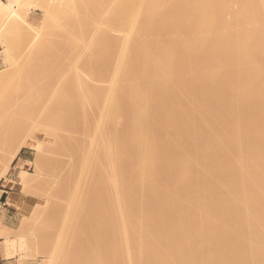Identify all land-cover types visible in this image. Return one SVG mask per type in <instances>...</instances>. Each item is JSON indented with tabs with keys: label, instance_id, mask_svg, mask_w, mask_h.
I'll return each instance as SVG.
<instances>
[{
	"label": "bare ground",
	"instance_id": "6f19581e",
	"mask_svg": "<svg viewBox=\"0 0 264 264\" xmlns=\"http://www.w3.org/2000/svg\"><path fill=\"white\" fill-rule=\"evenodd\" d=\"M92 1H67L76 13L66 9L61 17L48 9L28 29L35 33V67H56L58 56L87 49L84 25L99 15L92 5L109 7L88 39L96 47L81 57L88 69L101 66L103 83L75 68L53 88L43 70L49 83L36 82L15 106L18 116L39 115L52 144L71 151L66 183L56 186L62 197L57 190L50 196L52 219L42 214L53 245L47 264H264L263 124L242 125L241 109L216 113L251 98L264 104V0ZM24 2L0 0V20L20 21ZM42 53H50L45 63L37 62ZM7 76L0 72V81ZM200 83H220L211 105L206 94L193 99ZM258 110L250 113L264 118ZM81 121L86 134L78 132ZM125 122L130 126L119 135ZM251 137L257 147L244 150ZM24 144L5 158L0 179ZM21 173L25 186L27 171ZM16 248L7 240L5 257Z\"/></svg>",
	"mask_w": 264,
	"mask_h": 264
},
{
	"label": "rangeland",
	"instance_id": "374dc122",
	"mask_svg": "<svg viewBox=\"0 0 264 264\" xmlns=\"http://www.w3.org/2000/svg\"><path fill=\"white\" fill-rule=\"evenodd\" d=\"M27 1L28 2H26V3L24 2V5L22 4L23 6H22V8L20 10V13H21V19H20V21L19 20H16V22H14V21L7 22L5 20H0V30H1L0 31V72L6 71V73L8 74V76L5 79H2L0 81V173L3 171V163H4L5 158H7L8 154H10L13 150H15L21 144V142H23V141H25V144H24V146L21 149L25 148L24 149L25 150V155L26 154L28 155V160H24L22 158H18L15 161V163L13 164V169H12V173L14 174V176H13L14 178L13 179L15 180L16 185L19 188L20 194L22 196H24V201L21 204L17 205V209H18V212H19V215H18V218L19 219H18V221L16 223L15 229L12 230V231H10V229H7L3 233V235L1 236V237H3V240H2V242H0V246H2V248L4 249V246L7 243V240L12 241L14 243V248H16V246H18L20 244L22 245L23 248L19 249L20 246H18L15 250H13V254L11 255V256H13V257L16 258L17 264H47V261H48L49 257L51 256V253H52L51 252V249H52V246L53 245H52V242H49V240L46 239L47 237L49 239L51 238L50 237L51 235L49 234V231L48 232L46 231V229H47L46 228V223H48V222L50 223V219H52L51 215L54 212L53 209L51 210V208H49L48 205H50V207H51L50 196H52L54 194L55 195H60L58 193L59 192L58 190H60L63 187L62 185H64L66 183L65 180H63L64 179V176H65L63 173L65 172V174L67 175V172L68 171L66 170V168L68 167L67 164L69 163L68 160H69V157H70L69 155H71V151L70 150H67L68 148H66V147H64V148L59 147L58 148V147H55L52 144V141H51L52 138H50V136L48 134H46V132L44 131V129L40 125V122H38V121H40L39 115H37L39 117V119L37 118L36 115H33L32 114L33 116H30L31 113H29V114L26 113L27 111L25 112V110H27V109L25 108V110H22V109L21 110H22V112L26 113L27 116H26V114H23V116L22 115L21 116H18L19 113L22 114L21 112H18V108H20L19 106H22V104H24L23 102L21 103L20 100H23L24 101V97L27 98L26 96L30 94V93H27L28 92L27 90L30 89L29 91L31 92V88L33 87V89H32V92H33V90H35V87L37 89V84L38 83L39 84L40 83H43V80L42 79H45L44 81H47L46 80L47 77L49 79L48 81L51 84L50 87H53L54 88V87L58 86V84L61 82V78L70 76V74L72 72H74L76 69H78L79 73L82 74V75H84L86 78H88L87 75L88 76H92L95 80H98L99 79L96 82L100 83V81H101L100 79L102 78V76L100 74H102V71L99 72L98 69L100 70L101 69L100 68L101 66L100 67L98 66L99 67L98 69L95 68V67H93L94 65L93 66H89V67H93L94 71H96L94 73V74H96V76H95V75L92 74V72H94V71L91 72L90 71L91 68L88 69V66H86V65H89V64L88 63L86 64V61L84 62V60L87 59L88 58L87 55H89V54H87L85 52H89V51L92 52V48L93 47H96L94 44L89 45L90 44V41L89 40L91 39L90 36H91V34L94 33V31H95V33H94V35H95L97 33V30L99 28H101V25H103V24L100 25V23L103 20L102 18L105 16L103 14H105L106 11H109L108 10L109 7H108V5H104L103 7H101V8L99 7V9H98V7H96L97 5H95L96 3H94L93 5H95V6H93L92 4H89V2H88V4L89 5H92V7L94 9L97 8L98 13H99L100 16L97 15V17H96V15H95V17L94 16L90 17L89 15H87V18L90 17V19L88 18V21L89 22L86 21V23L84 25L85 26L84 28L87 30L85 32V38L86 37H89V38H86L87 39L86 41L84 39V41L86 42L85 44H87V41L89 42V44H87L88 46H87V49L86 50L84 49V47L81 50L82 52L84 50V54L81 53V55H80V52L81 51L79 52L78 50H76V51H78L77 53L75 51H71L72 53L67 52L68 55L66 54V56L63 54L64 57H60V56H62V55H60V56H58V60H59V63L60 64L57 65V63H58L57 62L56 63V67L53 64H51V65L48 64L49 67H48L47 64H45L47 66L43 65L44 67H42V64L41 63L42 62H44V63L46 62V59H48V57L50 56V53H48L49 54L48 57H47L46 54L43 55L44 53H42L41 55L40 54L39 55L37 54V56H36V58L38 59L37 62H41V61L42 62L40 63L41 64L40 67L39 68H36L35 67L36 63H35V65L33 64L35 58L34 57L31 58L32 55L29 54L30 53V48L33 47L32 45H34L33 43L35 42L34 41V39H35V35L34 34L35 33L33 32V34H32L31 31H33L34 30V27H36L37 25H39L41 23V21L44 18V13L46 12V10L50 9L48 11L49 12L50 11L52 12V11H54L56 9L54 11V14H51V12L49 13V14L53 15V17H54V15L56 16L57 13L58 14L59 13H62V12L65 13L66 12V9L72 10L71 9L72 6H70V5H72L73 3L70 4L71 2H69L70 5H68L67 4L68 3L67 1H69V0H30V1L27 0ZM94 1L95 0H93L92 3ZM67 6L68 7L70 6L71 8L70 7L67 8ZM105 6H107V7H105ZM105 8H106V10H103ZM88 9L87 10L90 11V9H92L91 6H89ZM74 10H75V8H74ZM93 10L90 11V12H88V14L91 13V12H93ZM97 10H95L96 11L95 13H97ZM68 11H67V13H68ZM72 11H71V14L74 15L72 13ZM73 12L76 13V10L73 11ZM94 14H92V15H94ZM59 15H57V16H59ZM62 15L63 14H61L60 17ZM25 19H26V22H25ZM91 19H93V20H91ZM84 22H85V20H84ZM93 22H94V24H93ZM97 23L99 24V26H98ZM108 23L109 22H107L106 25ZM86 24H87L88 28H86L87 27ZM31 25L33 27V30L31 29L29 31L28 29H30ZM96 26H97V28H96ZM110 26H111V24H110ZM107 27H109V26L107 25ZM95 29H97V30H95ZM2 30H5L6 32L8 31L9 33L7 32L8 34H5V31L2 32ZM94 35H92L91 37H93ZM22 40L24 42H22ZM25 42L29 46H27V44ZM10 44L11 45L13 44V46H11ZM46 45L47 44L44 45V48L45 49H43V46L41 48L45 52H47V50H48V49L46 50V48H47ZM64 45L66 46V44H64ZM7 46L9 48V51L7 49ZM21 46H22V49L20 50V47ZM62 46L59 45V47H62ZM65 46H63V48H65ZM89 46L90 47L92 46V48H88ZM10 47H11L12 51H10L11 50ZM55 49L56 48H54L53 50H55ZM80 49L81 48H79V50ZM19 50H20V52H19ZM93 50H94V48H93ZM41 51H40V53H41ZM55 51H57V49ZM73 52H75V54ZM85 54H87V55H85ZM83 56H87V57H85V59L82 61L81 57L83 58ZM62 58H64V59L62 60ZM31 65H32V68H30ZM82 65H83V67H81ZM71 66H72V68H71ZM18 67H19V69H18ZM93 69H91V70H93ZM106 69H109V68L106 66ZM31 70L33 72H31ZM43 70L45 71L44 72L45 74L49 73V74H47V77H45L46 75L43 77V75H44L43 74ZM49 70L51 72H49ZM70 70H72V71H70ZM53 72L55 73V75H54ZM52 73H53L54 78H52L53 76H51ZM31 75H32V77L34 75H36V79H35V77H33L34 79L32 77H30ZM37 75H38V77H37ZM102 75L104 76V74H102ZM108 75L109 74L107 73V76ZM192 75H193V73H192ZM28 76L30 77V79L27 78ZM108 77L106 79H108ZM40 78H41L42 82H38V81H40L39 80ZM28 79H29V81H28ZM52 81H53V83H52ZM108 81L109 80H105L104 83H106ZM36 82H37V84H36ZM48 83H46V84H48ZM69 83L72 84V82H70V81H69ZM101 83H103V81H101ZM39 84H38V87H39ZM219 84H216V83L215 84H212V85H210V84H203V83H202V85H201V83L200 84H197L193 88L194 90L191 91V95L193 96V99H196V97H198L199 95L206 94L205 95L206 96V99H208V96H209V99L207 100V102H208V104L211 105L213 103V101L215 100V98H216V94L219 93V92H222L219 89V87L221 86ZM34 85H36V86H34ZM41 85L42 84H40V86ZM66 85H68V84H66ZM207 85L208 86L210 85V86L208 87ZM218 85H219V87H218ZM43 86H45V85L43 84ZM72 86H69V87H72ZM74 86H75V84H74ZM29 87H31V88H29ZM214 90L215 91L217 90V91L214 92ZM50 91H51V88H50ZM211 91H212V93H210ZM47 93H49V91ZM213 97H214V100H213ZM254 100H253V98H251V100L249 99L248 101H246L247 103L246 102H241V103L236 104V106L235 105L233 107L231 106V108H230V106H225L224 105L225 107L222 106L224 108L223 109V112H222V107H221L219 109L221 111L218 110V111H216V113L217 114L219 113L220 115H226L227 112H234V111H237V110L241 109L242 112L245 113V114H243L242 112H240V113H242L240 115V121H242V120L244 121L246 119L245 120V124L243 123L242 125L249 126L250 124H254L257 127H260L261 128V125L263 124L262 128H264V118L257 117V116H253L250 113V110L251 109H252V111H254V108H255V111H257L260 108H261V110L264 108V104L261 105L259 102L256 103L257 100H255V101ZM18 101H19V104L17 103ZM20 103H21V105H20ZM161 104H160V107L163 106L165 103L163 102ZM258 104H260V106ZM15 106L16 107L18 106V108H15ZM258 107H260V108H258ZM39 108H41L40 105H39ZM229 108H230V110H229ZM23 109H24V107H23ZM89 114L90 113H87L86 115H84L82 119H84L86 121L87 119H85V118L87 116L88 117V120H89L90 119V115ZM250 115L253 116V118H252L253 120H251ZM34 116H36V117H34ZM254 117H256L257 119H259L258 122L257 121H254V120H257ZM34 118H36L37 121L34 120ZM82 121L80 122V125L78 127V132L80 134H81V132H84L86 134L87 132H85V129H84L85 127H83V125H82V124H84V122H82ZM124 124H125V129H124ZM124 124H123V127H121L119 129V131H118V134L119 135H120V133L123 134L124 133L123 131H125L130 126V123L129 122H125ZM155 124H157V126H159V124L158 123H155V122L152 123L150 126L155 125ZM126 125H128V126H126ZM84 126H86V125H84ZM157 126H154L153 128H159ZM153 128L150 127V131H155V130L157 131V129H153ZM86 130L88 131V128ZM204 133H205V131L199 132L200 135H202ZM254 139H256V138L251 137L249 139V141H248V145L245 144V146H243V149L245 150V149H250V148H253V147H257L256 146V143H255L254 146L252 145V144H254V142H257V145H258V142H259L258 139H257V141H255ZM251 140H252V142H251ZM250 143H252V144H250ZM249 145H251L252 147H249ZM49 146H50V148H49ZM43 147H44V149H43ZM160 147H162V146H160ZM160 147H159V149H161ZM57 151H58V153H57ZM59 153H61L62 155L61 154L59 155ZM17 154L14 156V158L17 156ZM42 154L43 155L46 154V155L43 156ZM48 154L50 156L53 155L55 158L58 157V161H57V159L53 158V156L51 157V158H53V159H51L52 160L51 161L50 160V156ZM38 155H40V156H38ZM47 156H49V157H47ZM45 157H46V159H45ZM14 158L12 159V161L14 160ZM12 161H11V163H12ZM55 161H57L56 162V167L53 168V165L52 164L55 165V163H54ZM45 162L48 165L44 164ZM58 162L61 163V164H58ZM57 165L60 166V167H58ZM40 166H42V167H40ZM42 168H44V169H42ZM22 170L27 171V173L24 174L28 178V182L25 184V186H23L21 183L19 184V182H18L19 181V176L22 174L21 173ZM41 170H43V171L41 172ZM48 170H49V172H47ZM57 170H58V172H57ZM60 170H62V171H60ZM53 172L54 173L56 172L57 174L56 173L54 174ZM5 174H4V176H5ZM37 177H38V179H37ZM61 180H63L62 183L60 182ZM55 181H57V182H55ZM58 182H60L62 185L61 184H58ZM59 185H61V186H59ZM56 186H57V188H59L58 190H57ZM56 190H57V192L54 193ZM60 196H58V197H60ZM45 209L47 211H45ZM48 209H49V211H48ZM50 210L52 211V214L50 213ZM42 214H44V215L47 214V217L48 218L50 216L49 221L47 220L48 218H45L46 215L44 216ZM41 218H43V220ZM37 220H39V221H37ZM45 221H47V222H45ZM41 222H43L45 224H42ZM39 223H41L42 225L39 224ZM42 232H44L46 234L48 233V235L47 236L45 235L46 237L43 238L44 233H42Z\"/></svg>",
	"mask_w": 264,
	"mask_h": 264
},
{
	"label": "crops",
	"instance_id": "0c3cea01",
	"mask_svg": "<svg viewBox=\"0 0 264 264\" xmlns=\"http://www.w3.org/2000/svg\"><path fill=\"white\" fill-rule=\"evenodd\" d=\"M24 149L20 150L5 176L0 179V242L3 240L1 236L7 229L10 231L15 229L19 219L17 205L24 201V196L20 194L12 173L13 164L18 158L28 160V155H25ZM0 264H17L15 257H5L2 246H0Z\"/></svg>",
	"mask_w": 264,
	"mask_h": 264
}]
</instances>
